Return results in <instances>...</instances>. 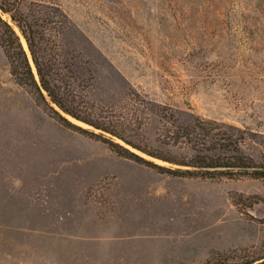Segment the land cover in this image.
Listing matches in <instances>:
<instances>
[{"label":"rangeland","instance_id":"374dc122","mask_svg":"<svg viewBox=\"0 0 264 264\" xmlns=\"http://www.w3.org/2000/svg\"><path fill=\"white\" fill-rule=\"evenodd\" d=\"M21 8L59 73L53 82L72 85L82 114L111 132L60 110L72 123L167 167L186 168L149 152L232 157L212 150L216 141L238 142L242 157L264 165V0ZM50 105L17 81L0 43V264H223L225 255L264 264V179L161 172L67 125ZM163 187L169 200L141 215L154 213L145 218L153 227L125 220L143 210L127 202L152 191L160 199Z\"/></svg>","mask_w":264,"mask_h":264},{"label":"trees","instance_id":"16d2710c","mask_svg":"<svg viewBox=\"0 0 264 264\" xmlns=\"http://www.w3.org/2000/svg\"><path fill=\"white\" fill-rule=\"evenodd\" d=\"M22 1L23 0H0V12L8 13L12 18L13 23L4 19L0 13V43L3 46L5 53L11 63L12 72L15 75L17 81L25 86H29L37 94V97L41 99L46 104L50 105V102L55 103L59 109H56L54 106L50 105V108L54 110L56 114L60 117L61 120H64L67 125H72L84 132H87L93 136H96L102 139L104 142L108 143L113 151L119 155L134 159L138 162H143L148 165H151L157 168L159 171L172 174L175 176H209L212 178L219 177L221 175L226 177H239V176H250L254 178L264 179V165L255 163L251 157H242L241 148L237 142L236 147H230L231 143H222L216 141L212 150H232L234 153L232 157L228 155L220 157L221 160L210 159L208 156L201 159H191L188 161H175L169 159L163 155H156L154 153L149 154L151 156L164 159L169 162H176L177 164L183 165L186 168L182 167H167L165 165H160L154 161L148 160L142 155L131 151L129 148L124 145L114 141L111 137H106L103 133H96L95 131H90L84 127L72 123L67 117L63 115L62 112L67 113L79 121H83L92 126L102 129L103 131L111 132L102 121L98 119H92L88 115L82 114L76 105V99L74 93L76 94L75 88L70 84H57L53 82L54 75H58L56 68L53 62H50L51 58H48L47 51L48 49L44 46H41L40 37L37 35V31L34 28L32 22L27 17L26 13L22 10ZM17 26L19 29H17ZM22 36L26 39L27 45L30 51L26 49ZM42 38V37H41ZM43 40H46V37L43 36ZM32 57V60L30 58ZM36 68V71L34 69ZM71 87H73L71 89ZM46 92V94H45ZM50 97V101L47 97ZM62 112H61V111ZM113 133V132H112ZM115 134V133H113ZM116 135V134H115ZM230 144V145H229ZM216 146V147H215ZM222 156V155H221ZM226 158V159H224ZM210 159V160H209ZM226 167L228 168L227 173L224 174H214L206 172L203 173L200 171L196 172L190 168L200 169V168H219ZM236 198V197H235ZM225 263L230 264L227 261L229 256L225 255ZM264 255L258 259H263ZM257 259H248L239 264H253ZM209 264H218V263H209Z\"/></svg>","mask_w":264,"mask_h":264},{"label":"crops","instance_id":"0c3cea01","mask_svg":"<svg viewBox=\"0 0 264 264\" xmlns=\"http://www.w3.org/2000/svg\"><path fill=\"white\" fill-rule=\"evenodd\" d=\"M153 192L157 193L156 191L144 192V193L142 192L141 193L142 197H141V199H139V201L137 200V201H129V202H127V204L128 203L134 204V203L138 202L141 206H143V208H142L143 210L141 212H138V213H135V214L133 213V215L131 217L127 216L126 219H125L127 222L135 221V222L141 223V226L142 225H144V226L147 225L149 227H151V226L153 227L154 224L152 222H150L149 219H151L150 216L153 217L155 215L154 213H151L150 215L141 216L144 212L148 211V209L146 208L147 207L146 205H148V206L150 204L151 205H156L159 208V206L160 207L164 206L163 202L161 200H163V201L169 200V197L167 196V189L165 187H163L161 189V191H160V199H157V200L155 199L154 200V198H153L154 194H152ZM151 195H153V196H151ZM165 197H168V199H165ZM147 217L149 219L146 220L145 218H147ZM153 219H155V217Z\"/></svg>","mask_w":264,"mask_h":264},{"label":"bare ground","instance_id":"6f19581e","mask_svg":"<svg viewBox=\"0 0 264 264\" xmlns=\"http://www.w3.org/2000/svg\"><path fill=\"white\" fill-rule=\"evenodd\" d=\"M2 109H3V107H2ZM5 109V108H4ZM26 113V112H25ZM9 114V113H8ZM4 121V120H3ZM16 121V120H15Z\"/></svg>","mask_w":264,"mask_h":264}]
</instances>
